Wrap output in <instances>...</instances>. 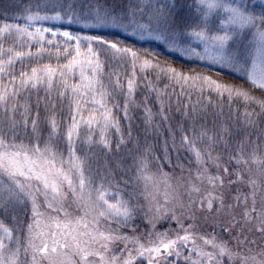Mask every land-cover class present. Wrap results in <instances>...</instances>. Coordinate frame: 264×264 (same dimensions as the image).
<instances>
[{
  "label": "snow or ice",
  "instance_id": "6c2138e0",
  "mask_svg": "<svg viewBox=\"0 0 264 264\" xmlns=\"http://www.w3.org/2000/svg\"><path fill=\"white\" fill-rule=\"evenodd\" d=\"M73 25L80 30H68ZM105 32L160 42L209 71L235 73L249 88L217 78L220 71L162 64L154 50ZM110 60L129 71L106 73ZM147 70L189 101L197 94L176 109L179 141L169 125L162 155L136 140L130 165L94 171L90 160L112 153L113 134L117 151L132 141L134 108H143L146 132L159 133L156 117L168 122V85L141 77L156 113L147 95L136 100L138 72ZM252 90L264 93V0H137L120 12L100 0H35L22 13L0 12V216L12 221L0 219V264H264V247H249L264 242V96ZM225 101L244 105L242 127L255 135L234 141L229 126H206L208 108L222 112ZM118 113L129 121L126 133ZM182 150L194 168L180 162ZM226 185L237 187L226 194ZM138 221L147 226L140 235ZM205 225L212 231H200Z\"/></svg>",
  "mask_w": 264,
  "mask_h": 264
},
{
  "label": "rangeland",
  "instance_id": "374dc122",
  "mask_svg": "<svg viewBox=\"0 0 264 264\" xmlns=\"http://www.w3.org/2000/svg\"><path fill=\"white\" fill-rule=\"evenodd\" d=\"M30 1H35V0H0V12L3 11H7L9 13V15L12 14H16V13H22L23 9L25 8V4L28 5V3H30ZM112 3L114 1H116L117 3L119 2V7L120 8H114L111 5H107V3L105 2V0H100L101 3L105 4V6L112 8L113 11L115 12H120V11H126L129 5L132 6H137V0H111ZM85 3L90 2V0H84ZM116 3V4H117ZM17 5V6H16ZM21 7V8H20ZM60 26V25H57ZM65 27H67L65 25ZM68 30L71 31H79L80 29L73 25L71 26ZM111 33H106L105 35H108L110 37ZM120 35L122 36L121 39L124 41V37H128L125 36L123 33H120ZM111 38V37H110ZM131 40L130 41H124L126 44H130L135 46L138 49H151L154 50L157 54H158V59L159 61L163 64V63H168V64H172L171 61L172 59H179L180 56L178 53L176 52H172L169 51L164 44L154 41V40H146V41H138L134 38L128 37ZM184 59H186L185 57H182ZM188 60V59H187ZM190 61H195V60H190ZM200 66H203V64H201L199 61H196ZM201 64V65H200ZM205 66V65H204ZM196 64L192 65L191 70H186L184 68H182V71L185 72H189L192 70L195 71H201V72H206L207 70L202 69L200 70ZM207 67V66H206ZM208 68V67H207ZM214 71H217L216 68H213ZM220 70V69H219ZM17 71H19V64L17 65ZM129 69L127 68V66L120 64L118 61L116 60H110L108 61V63L105 66V72H118L121 74V76H123L126 72H128ZM197 71V72H198ZM222 73L224 72L223 70ZM154 72L153 70H147L146 73H139L138 72V87L136 90V100L137 102H141L145 95L148 96V104L151 107L153 113H156L158 111V104L156 102V98H155V94L149 92V90L145 87V84L147 83V81L143 80L141 77L146 75L148 80H151L153 82V84L161 89L165 88V85H168L167 87V92L169 93V95L171 96V109L168 111L167 115L169 116V120L167 123H162L160 122L159 117H156L155 122L154 123H158L160 125V129H159V133H157L156 131H154L153 129H149L147 132L145 131L146 125L144 122V114H143V108L139 107V108H134L130 115L132 117L130 123H131V131H132V141H129L126 145H122L120 150L117 151L115 149V143H116V136L113 134L112 135V142H113V151L112 153L108 154V155H104L102 153L97 152L92 159L90 160V166L91 168L96 171V170H102L105 167V164L107 165V167H110L112 169H116L117 165H122V166H128L131 164L132 162V156L136 153L137 148L136 145L133 141L138 140L141 147L144 145L145 140H147L148 143L153 145L154 151L156 152L157 155H162L163 153V145H164V141L167 140L169 145L171 144V138L169 136V132H168V126L170 125L172 130L174 132H176V139L177 141H179V131H178V124L181 123L182 121H179L182 117L179 111H177V107L179 106L181 109L183 108L184 104H188L189 106H191L192 103H195L197 100V94L196 93H192L191 95V100L189 101L188 97L186 95H181L180 94V88L178 86L179 91L175 90V84L170 83L169 81H167L163 76H161V78L159 79V81L156 80V74L155 73H151ZM212 75V73L210 74ZM41 95H43V93H41ZM119 99L122 101L123 97H119ZM202 103H206V101H202ZM57 106L59 107V101H57ZM250 109L252 108L251 106H249ZM243 108L244 105L243 104H232L231 108H229L227 102L223 103V111L221 112L219 110L218 107H209L208 108V115H207V121H212L217 123V127H219L222 123L220 121L224 120L225 116L226 119H230V117L232 116V120H235V117L238 115H242L243 112ZM211 109V111L209 110ZM67 109L65 106V113H66ZM41 115L43 116V110L41 112ZM118 115L121 116V127L122 129L125 131V133L127 132L128 129V124L129 121H125L122 117V114L118 113ZM236 121V120H235ZM229 126V125H228ZM232 131L233 128L235 129V126L232 124H230L229 126ZM218 129V128H217ZM46 135V130L44 132H42V136ZM61 145L63 146L62 142ZM61 146V147H62ZM171 151V149H170ZM176 155L172 154V160H173V164H175L176 162ZM180 162L183 163L185 165L186 168H194L195 165L194 164H189V159H190V155L187 152H184L183 150L180 153L179 156ZM226 159V157H225ZM230 168L232 166H229ZM213 171H215V169H212ZM164 171L166 172H170L173 173L174 175H178L180 173V169L179 168H175V167H169L167 164H165L164 167ZM117 175H119V173H117ZM237 187V185H232L231 188H229L227 185L225 186V192L226 194L229 192H233V190ZM241 188L242 192H247L248 188L246 185H240L239 186ZM234 194V193H233ZM42 199V197H41ZM257 199L259 200V197H257ZM142 205H144V210H147V203L143 200L140 199L139 201ZM70 203V201H69ZM71 211L73 213V215L78 214L75 210V206H71ZM237 212H239V209H236ZM17 216L23 218L24 222L26 223L28 220V215L25 214L22 210L18 209L17 210ZM203 214H201L202 216ZM0 219H4L6 223L11 224L12 221L10 219V217H3L0 216ZM138 223L140 224V227L137 229V235H140L143 231H146V225L144 223H141L140 221H138ZM168 225L165 224H161L158 225V229H163L164 227H167ZM172 227L175 228V224H172ZM124 231H128L127 229H125ZM200 231L202 232H211L212 229L211 227H209L208 225H205L203 228L200 229ZM217 232H220V229L216 230ZM235 234V233H233ZM225 239H227V235L223 234ZM251 236V234H250ZM123 247L122 244H114L113 248H121ZM249 247H251L254 251L258 252L262 247H264V242H262L259 238H257V242L253 245H249ZM237 251H240L242 253H247V248H241V247H236ZM182 264V262H181ZM236 264H239V260L236 261Z\"/></svg>",
  "mask_w": 264,
  "mask_h": 264
},
{
  "label": "trees",
  "instance_id": "16d2710c",
  "mask_svg": "<svg viewBox=\"0 0 264 264\" xmlns=\"http://www.w3.org/2000/svg\"><path fill=\"white\" fill-rule=\"evenodd\" d=\"M35 1H30V3H34ZM105 2L107 3V5H111L112 7H114V8H120L119 7V2L117 3L116 1H114L113 3H112V1L111 0H105ZM30 3H28V5L30 4ZM117 3V4H116ZM17 6V5H16ZM25 6H27L26 4H25ZM21 8V7H20ZM107 32H105V33H101V34H106ZM113 36H115V37H118V38H120L121 39V35H120V33H115V32H112L111 34H110V37H113ZM124 41H130L131 39L130 38H128V37H124ZM171 65L172 66H174V67H176L177 69H182V68H184V69H186V70H191V68H192V65H197L198 67H199V64L196 62V61H190V60H187V59H184V58H182V57H179V59H172V61H171ZM201 65V64H200ZM200 68V70H202V69H205V70H207L205 73L206 74H211L212 73V75H215V73L217 72V71H220L219 69H217V71H214L213 69H211L210 71H209V68H207L206 66H204V64H203V66H200L199 67ZM198 71V70H197ZM198 72H201V71H198ZM221 72V75L219 76V77H217V78H219V79H222V80H224V81H226V82H229V83H232V84H236V85H240V86H243L244 88H249V84L242 78V77H239L238 75H236L235 73H231V72H227V71H224L223 73H222V71H220ZM151 73H155V72H151ZM175 87H177V88H175V90H177V91H179V89H178V85H175ZM253 91V94L254 95H257V96H264V93H261L259 90H252ZM214 100H215V97H214ZM226 102V101H225ZM242 104L241 102H234L233 104L234 105H236V104ZM251 107H255L254 105H252ZM210 111H211V109H209ZM258 110V109H257ZM236 120V121H235ZM235 120H232V116L230 117V119H226V116H225V118H224V120H222V121H220L222 124H225V125H229L230 126V124L232 125H234L235 126V129L233 128V138H234V141L236 140V139H239V138H241V136L242 135H244L247 131H252V133H253V135H255L256 134V129H251V130H249V129H246V128H244V127H242V115H238V116H236L235 117ZM179 121H182V118L179 120ZM183 122V121H182ZM205 123H206V126L208 127V128H210V129H212V128H215V129H219V127H217V123H216V121L215 122H210V121H207V119L205 120ZM185 127H187V123L185 122ZM217 129V130H218ZM62 146V145H61ZM229 166H231V165H229Z\"/></svg>",
  "mask_w": 264,
  "mask_h": 264
}]
</instances>
